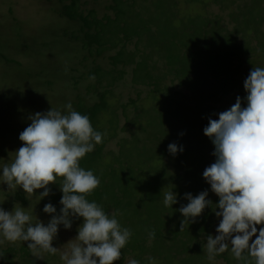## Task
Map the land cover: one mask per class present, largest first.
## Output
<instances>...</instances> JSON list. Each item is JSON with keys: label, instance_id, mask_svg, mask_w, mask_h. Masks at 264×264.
<instances>
[{"label": "trees", "instance_id": "1", "mask_svg": "<svg viewBox=\"0 0 264 264\" xmlns=\"http://www.w3.org/2000/svg\"><path fill=\"white\" fill-rule=\"evenodd\" d=\"M48 1L53 3L52 0ZM58 1L61 5L60 8L56 7L55 9L56 17H62L68 22H77L79 24L76 30L69 29L68 33L64 28L60 31L64 34L63 36L69 34L70 45L75 42L79 44L80 47L77 51L83 52V56L70 65L69 72L72 77L68 78L67 83L63 82L64 79L57 78L55 80L47 75L44 77V85L39 88L38 93L40 91L41 93L39 94H44V97L52 95L60 98L59 89L63 90L66 85H69L70 81L71 83L73 82V91L76 90L77 93L81 82L84 80L83 76L79 75L80 78L77 80L75 79L77 75L74 76L75 70L80 67L84 72L86 71L87 77L84 75V78L90 79V83L85 86L84 94L86 96L92 93L95 99L94 101L89 99L91 103H84L79 98L73 103L72 107L73 110L80 114L87 115L93 128L99 131L97 125L99 115L106 112L108 107L110 108L107 103L108 95L115 84L122 80L126 74V69L131 73L132 81L130 86L133 90H137L134 93V99L128 97V103L118 104L117 110L114 112L116 118L114 134L103 138L102 143L95 145L94 150L80 160L81 167L86 170L90 169L97 175L92 168L93 163L97 165L103 164L102 157L104 155L111 156L109 157L110 165L106 168L109 172V179L106 180V183L100 182L93 192L87 194V199L100 204L106 213L116 215L119 221L120 214L123 213L124 209L128 208V204H121L119 198H136L133 205L131 201L129 202L133 214L131 223L124 225L119 222L122 227L130 229L132 236L126 246L121 249V258L118 261L123 264L125 258H134L140 261V264H148L149 257L146 256L147 254H150V257L154 260H158L157 258L160 259V257L157 254V250L152 246L158 247L159 242H162L164 247L163 261L177 260L182 264H212L208 259L206 247L203 248L206 245L205 241L201 239L202 235L206 237L211 235V228L215 221V214L212 209L210 207L205 208L201 216L195 218L194 221H191V219L186 221L181 230V223L184 217L178 209L181 204H187V200L183 199L185 193H191L195 196L207 189L203 182L202 173L212 163L209 164V158L207 159L206 157L215 158L214 156H209V150H214V146L210 139L203 135L204 133L200 127L204 128L208 124V119H213L211 111L217 110L220 112V109L212 106L201 107L207 102H211V104L218 103L221 94L228 92H234L236 97L240 96L243 99L246 95L243 82L249 72L253 67H264V27L262 26L264 24L262 23L264 21V1L247 0L241 7L238 6L233 9L229 5V0H215L222 4L221 10H219L220 14L226 13L232 20L230 30L223 24L219 16L210 17L207 12L206 15L201 14L204 22L196 30H192L194 35H190L187 32L189 22L193 21L191 17L186 19L188 27L180 20L173 22L170 20L171 17H167L164 24L166 31L164 30L163 33L171 37V43L169 42L170 45L168 44L166 47L169 52L165 57L166 62H164L166 73L160 71L161 68L157 66L156 62H148V60H144L141 63L142 67L139 69L137 63L133 60V52L131 53L127 50V43L134 37H140V33L137 30H132L131 33H128L123 29L127 24H133L130 22L131 17L130 20H125L126 16H130L128 12L130 7L128 6L131 4L128 3L129 1L110 0L106 10L111 13L106 12L99 18L95 16L96 12L94 10L88 11L86 15L78 11V0ZM65 1L66 4L63 3ZM130 1L134 2V0ZM232 3L237 4L236 0H232ZM169 25L173 27L172 32L169 29ZM183 25L185 28L184 35L182 32ZM181 34L184 36L180 41L181 46H175L176 43H179L178 39L181 38ZM160 35L162 36L161 33ZM171 46H173V49H171ZM113 50L115 51L111 54L110 51ZM106 53L105 59L109 67L104 68L96 60L101 59ZM148 54L151 58V53L149 52ZM21 56L18 59L23 57ZM25 57H29L32 63L24 65L20 61L21 65H30L32 67L35 63L32 59L34 58V61H36L35 56L28 55ZM1 59L5 62L10 61L3 55H1ZM88 59H90V62L87 63ZM152 59L157 60L156 58ZM43 72L44 70L39 71V78ZM103 74L107 80L102 78ZM30 77L33 78V75ZM32 84L34 85V82ZM139 87L146 88V92L144 93ZM182 90H185V93L189 90L191 99L197 102L199 118L203 121L200 126L185 121L186 108L182 109L181 106L174 107L176 103H185V94H183ZM34 92L33 95L35 94ZM5 95L7 96V93ZM146 97H152L153 99L155 111L158 114L157 123L160 133L154 135V140L146 138L144 141V139L137 140L138 134H134L133 131L137 127L141 133H146L145 130L150 128V122L146 118L147 111L142 110L141 105H139L141 100ZM185 97L190 100L187 96ZM2 102L5 106L6 99L3 100L0 97V106L3 105ZM128 106L133 107L136 112L133 118H130L125 113ZM242 106L246 105L242 104ZM2 108L5 107L2 106ZM118 108L122 109L120 114H118ZM26 111L29 112L30 109H26ZM6 116L0 113V125H4V128L13 127V122H16V118H5ZM120 118L123 119L122 127H119ZM131 125L133 126V131L129 133L128 137L122 138L117 142L116 152L105 150V146L109 141L115 139L119 133L126 132L127 127ZM8 133H5V136ZM181 133L185 135L187 142L181 141L183 136ZM16 140L19 141L18 148L21 147L22 142L19 139ZM170 143H176L178 147L183 146L184 151L182 153L178 152L173 156L167 151V146ZM163 146L164 148L162 149ZM124 151L133 152L135 156L148 154L147 159L157 165L153 175L149 178L145 177V180H139V183L140 181L141 183L143 182L139 192L145 194L141 198L138 197V191H135V181H137V176L134 174L135 170L130 168ZM157 154L158 157L156 156ZM185 160L190 161L189 165L186 164ZM125 161L128 162V167L125 173H121L119 165ZM193 162H195V165L192 164ZM140 170L141 168L136 169L138 172ZM61 183L62 178H57L56 184L49 185L51 189L50 195L47 199L43 198L40 200L43 207L47 203H52L59 212L61 207L59 201L62 197V192L59 189ZM100 185L115 196L111 202L103 201L105 193ZM127 185L130 186L131 191ZM169 190H173L178 194L177 199L179 202L174 204L172 208H165L162 203L163 192ZM209 197L210 194L208 199H210ZM13 200L20 202L21 205L26 203L25 197L20 192L14 195ZM210 200L213 203H218V197ZM142 204L150 211L145 217H142L141 213ZM214 207L215 205H213ZM160 220L162 221L161 226L164 227L163 236H161V231H158V228L155 227L158 226ZM147 222L150 223L148 224ZM134 225L138 226L142 233L139 234L136 230H133ZM153 231L155 232V238L150 239L149 234ZM150 241L152 244H149ZM20 249L23 254L21 258L24 259L25 264H36L35 261L29 259V252L27 251L29 249L26 246ZM14 251L13 247L1 249L0 264H7L6 261L9 259L7 254H11ZM199 251H203V253L200 254ZM180 255L182 257H179V259L178 256ZM217 257L223 258L227 264H242V262L233 261L234 258L231 256L230 251L217 255ZM249 261L251 264V258H249Z\"/></svg>", "mask_w": 264, "mask_h": 264}, {"label": "clouds", "instance_id": "2", "mask_svg": "<svg viewBox=\"0 0 264 264\" xmlns=\"http://www.w3.org/2000/svg\"><path fill=\"white\" fill-rule=\"evenodd\" d=\"M243 88V99L237 96L229 109L216 114L218 119L209 118L203 128L214 146L215 162L202 175L218 203L208 199L209 190L195 196L185 193L187 204L178 209L184 217L180 230L186 221H194L210 207L219 223L216 235H208L203 246L209 261L230 251L242 264H250L249 258L251 264H264V67H253ZM64 108V112L51 107L31 115L29 126L19 134L22 146L15 151L14 159L0 165V182L7 189L19 186L27 194L43 189L38 194L40 200L50 195L49 185L62 178L59 212L52 203L45 204L42 211L51 216L45 224L38 218L34 222L16 205L12 211L0 207V244L5 240L26 242L37 259L43 252L55 255L58 248L52 241L60 226L70 230L74 221L82 220L75 242H68L60 259L64 264H114L132 233L121 226L116 215L87 199L100 179L80 166V160L103 142L106 133L96 131L89 117L73 110L70 102ZM167 151L175 156L184 148L170 143ZM177 196L173 190L163 192V206L172 208L179 202ZM149 238H155L154 231ZM148 260L155 264L153 258ZM128 264L140 261L130 258Z\"/></svg>", "mask_w": 264, "mask_h": 264}, {"label": "rangeland", "instance_id": "3", "mask_svg": "<svg viewBox=\"0 0 264 264\" xmlns=\"http://www.w3.org/2000/svg\"><path fill=\"white\" fill-rule=\"evenodd\" d=\"M52 1L53 3H49V1L47 2V0H0V54L10 60L8 62H5L1 59L0 55V97H2L3 100L6 99L5 106L2 102V106L5 108H2V106H0V113L7 115L5 118H16V122H13V127L8 126L4 128V125H0V165L10 164L14 159V151L19 146V141H17L16 139H18L20 132H22L27 126H29V117L35 112H46L51 107L64 112V106L69 102L73 105L75 101L81 98L84 103H91V101H94L95 99V96L92 93L86 96L84 94L85 86L90 83V79L84 78V75L85 77H87L86 71L84 72V70L80 69V67L75 70L74 76L77 75L75 77L76 80L80 78V76H83L82 78L84 80L81 82V85L78 88L79 91L77 93L76 90L73 91V82L71 83V81L69 82V85H66L63 88V90L59 89L60 98L52 95L44 97V94H39L41 93L40 91L38 93L39 88H42V86L44 85V77L47 75L55 80L57 78L64 79L63 82L67 83L68 78L70 79L72 77L70 75L71 73L69 72L70 65L72 63H75L77 59H80L83 56V52L81 53L77 51L80 47L79 44L75 42L71 43L70 45L69 34L63 36L64 34L60 31L64 28L68 33L69 29L76 30L79 24L77 22H68L62 17H56L57 15L55 9L56 7L60 8L61 3L59 4L58 0ZM127 1H129L128 3L131 4L128 6L130 7L128 11L130 16H126L125 20H130L132 18L130 22H132L134 26L133 24H127L123 29L128 33H131L132 30H137L140 33V37L132 38V40L127 43L126 47L129 52H133V60L135 63H137V67L139 69L142 67L141 63L144 60H148V62H156L157 66L161 68L160 71H162L163 73L167 72L164 69V62H166L165 57L167 53H169L166 47L169 42L171 43V37H169V35L167 34L164 35L163 33L164 30L166 31L164 24L167 17H171L170 20L173 22L180 20L186 26L188 25L186 19L191 17L193 21L189 22V29H187V32L190 35H194V33H192V30H196L204 22V19L201 18V14L203 13V15H206V12L210 17L215 15L219 16L220 20L229 30L232 27V20L226 15V13L220 14L219 10H221L220 8L222 4H220V2H216L215 0ZM244 2H247V0H236L237 4H233L232 0H229V5L230 7L232 6L233 9H235V7H241ZM63 3L66 4V1ZM109 3L110 0H78L77 4L78 11H80L84 15H86L88 11L94 10L96 12L95 16L99 18L106 12L109 14L111 13L110 11L106 10V6ZM262 23H264V21ZM184 25L182 28L183 35L185 34ZM170 26L171 25H169V29L172 32L173 27ZM191 26L194 28H192ZM262 26L264 27V24ZM159 32L162 34V36ZM33 33L35 34L33 35ZM183 35L181 34V38L178 39L179 43H176L175 46H181L180 41L184 38ZM76 37L78 38V36ZM171 49H173V46H171ZM114 51L115 50L110 51V53L112 54L114 53ZM147 52L151 53V58L148 56L149 54ZM21 53L23 57L21 56ZM28 55H33L36 58V61H34V58L32 59V61L35 62V65L33 64L32 67L30 65L22 66L20 63V61L24 65L27 63H32L29 57H25ZM106 55L107 53L105 54V56L101 57V59L96 60V62L104 68L109 67L107 66L108 62L105 59ZM20 56L22 58L18 59V57ZM152 58H156L157 60H153ZM88 62H90V59H88L87 63ZM40 70H44V72L39 78L38 73ZM127 70L128 69L125 70L126 74L124 75L122 80L118 81L115 84L112 91L108 95L107 103L108 105H110V108L108 107L106 112H103L99 115L97 124L99 132L106 133L103 138L114 134L116 127V118L114 112L115 110H117L118 104L128 103V97L133 99L135 98L134 93L137 90H133V88L130 86L132 78L130 76L131 73ZM138 73H140V71H138ZM31 75H33V78L30 77ZM102 78L107 80L104 74L102 75ZM32 82H34V85L32 84ZM139 88L144 91V93L146 92V88ZM33 92L35 93L34 95ZM182 92L190 100H188L184 96L185 103H176L174 107L181 106L182 109L186 108L185 121L200 126L203 121L199 118V111L197 109L199 106L197 102L191 99V92L189 90H187L186 93L185 90H182ZM5 93H7V96L5 95ZM89 99H91V101H89ZM235 100V93L228 92L226 94H221L218 103L211 104V102H207L201 108L212 106L213 108H219L220 112H222L229 109L235 103ZM139 105H141L142 110L147 111L146 118L150 122V128L145 130L146 133H141V131L137 127L133 131V126H128L126 132L121 134L119 133L118 136L115 137V139L109 141L106 144L105 150L116 152L117 142L122 138L128 137L131 131H133L134 134H138L137 140L144 139V141L146 138L154 140V135L160 133V128L157 123L158 114L155 111L152 97H146L142 99ZM26 109H30V111L27 112ZM121 111L122 109L118 108V114H120ZM211 112L213 114V119H218V115L216 114L220 112H218L217 110H213ZM125 113H127L130 118H133L136 112L134 111L133 107L128 106L126 107ZM122 124L123 119L120 118L119 127H122ZM200 129H202L203 131V127H200ZM7 132L9 133L5 136V133ZM181 141L187 142L185 135L181 137ZM161 146H159V148H161ZM163 148L164 146L162 147V149ZM213 151L214 150L212 149L209 150V156H213ZM124 154L128 158L130 168L135 170L134 174L137 176V181H135V191H138V197L141 198L142 196H145L144 193L139 192L141 187L143 186V182L141 183V181L145 180V177L149 178L151 175H153L155 173L154 170L157 168V165L151 162V160L147 159L148 154L135 156L133 152L128 153L127 151H124ZM156 156L158 157V154ZM109 157L111 156L104 155L102 157L103 164L97 165L96 163H93L92 165V168L96 171L97 176L102 183H106V180L109 179V172L106 170V168H108L110 165ZM206 158H209V164L215 162V158ZM128 162L125 161L119 165V169L122 171L121 173H125L126 168L128 167ZM185 162L187 165H189L190 163L189 160H185ZM192 164L195 165V162H193ZM150 166L152 167V169ZM138 168H141L139 172L136 171V169ZM140 179L141 181L139 183ZM203 182L204 185L207 186L206 190H209V198H217L216 195L210 191V188L208 187L210 185L207 184L205 179L203 180ZM127 186L131 191L130 186ZM101 188L105 193V196H103V201L111 202L112 198H115V196L107 191L103 186H101ZM42 190L43 189L36 190L34 194H27L23 192V190L20 189L19 186H17L15 190L7 189V185H3V183L0 182V207H3L6 211H12L14 206L16 205V207L23 208L29 215H31L34 222L38 218L43 223L47 224L51 216L42 211L43 206L40 203V197L38 195ZM17 192H20L25 197L26 203L24 205H21L20 202L13 200V197ZM47 198L48 197H45V199ZM119 199L121 204H128V208L124 209L123 213L120 214L119 222L124 225H129L131 223V217H133L129 202L131 201V204L133 205L136 198L131 197L129 199H123L122 197H120ZM145 203L150 204L149 202ZM144 204H142L141 208L142 217H145L150 213V211L147 210L148 208L144 207ZM214 220V225L211 228V235L213 236L216 235L215 228L219 223V220L216 216ZM81 222L82 220L74 221L73 226L70 230H65L63 226H60L57 236L52 241L53 247L58 248V252L55 255L43 252L42 258L37 259L32 256L30 250H27L29 252V259L35 261L36 264H64V262L60 259V256L68 248L69 241L75 242L74 238L77 235V228ZM135 222L137 221L135 220ZM147 223L149 224L150 222ZM161 225L162 221L160 220L158 226L155 227L158 228V231H161V236H163L164 227ZM133 230H136L139 234L142 233V231L136 225L133 226ZM206 238L207 237L204 235H202L201 237V239H204L205 244ZM253 239H255V237H253ZM150 243L151 241L149 242V244ZM25 246L27 248L26 242H8L5 240L3 244H0V251L1 249H5L7 247H13L15 251L11 254H7V257L9 259L8 261H6V263L25 264L24 259L21 258L23 254L20 249ZM152 247L157 250V254L161 259L160 260L159 258H157L158 260H155V264H165V262L166 264H182L177 260L163 261L164 247L162 246V242H159L158 247ZM199 253L201 254L203 253V251H199ZM146 256L150 257V254H147ZM179 257L182 256L180 255L178 256V258ZM128 260V258H125L123 260V264H128ZM233 261L235 262L236 260L233 259ZM120 262L121 261H115L114 264H121ZM211 262L212 264H227L223 260V258L217 256Z\"/></svg>", "mask_w": 264, "mask_h": 264}, {"label": "bare ground", "instance_id": "4", "mask_svg": "<svg viewBox=\"0 0 264 264\" xmlns=\"http://www.w3.org/2000/svg\"><path fill=\"white\" fill-rule=\"evenodd\" d=\"M229 89V88H228ZM201 162V161H200ZM210 188V187H209ZM189 234V233H188ZM206 234V233H205ZM190 237V236H189Z\"/></svg>", "mask_w": 264, "mask_h": 264}]
</instances>
